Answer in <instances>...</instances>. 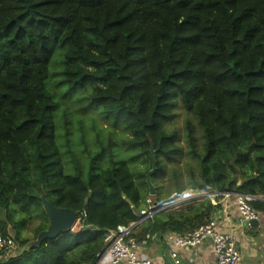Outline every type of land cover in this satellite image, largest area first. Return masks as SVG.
I'll return each instance as SVG.
<instances>
[{
    "label": "trees",
    "instance_id": "1",
    "mask_svg": "<svg viewBox=\"0 0 264 264\" xmlns=\"http://www.w3.org/2000/svg\"><path fill=\"white\" fill-rule=\"evenodd\" d=\"M77 94L81 112L98 110L128 137L97 133L92 152L83 132L88 157L79 158L71 127L75 119L83 130L84 120L68 104ZM179 108L200 131L186 121L199 167L189 189L211 197L176 208L184 190L175 188L157 206L173 210L133 226L129 238L207 224L220 209L215 192L264 198V0H0V237L22 249L0 264H96L106 236L144 211L151 149L152 182L181 156V137L167 128ZM43 194L74 210L79 228L28 248L21 232L49 226ZM250 205L264 211L262 200Z\"/></svg>",
    "mask_w": 264,
    "mask_h": 264
},
{
    "label": "rangeland",
    "instance_id": "2",
    "mask_svg": "<svg viewBox=\"0 0 264 264\" xmlns=\"http://www.w3.org/2000/svg\"><path fill=\"white\" fill-rule=\"evenodd\" d=\"M68 104L70 106L71 111H75V114H79V116H81L84 120L83 130L81 128L77 129V122L75 119H74L72 127H71V132L73 135L71 146L74 147L75 152L79 158L86 159L88 157L87 153H82L83 145H82V143L81 144L79 143L80 136L83 132H84V135L86 137V140L89 143V149L92 152L97 150V147H96L97 146L96 145L97 133L100 134V137L103 141H107L108 134L110 132L114 133V137L119 143L122 140H124V138L128 137L127 133L122 130L121 126L120 127H114L111 122L104 121L102 116L98 114V110L90 108L85 113L81 112L80 107H84L86 105V101L84 100L83 95H80V94L75 95L72 99H70ZM92 106H95V105H92ZM97 107L101 109V107H99V106H97ZM177 111L178 112H177V116H176L175 121L173 123L169 124L167 128L169 131L176 130L178 132V134L181 137V144L180 145L183 148V152H182L181 156L178 158V160L173 162V163H167L166 161H164V166H165L164 176L156 177V179H153V184H154L155 188L156 187L159 188V191H157V188H156V196L150 195L148 187H146V191H147L146 193H145V189H143V191L145 193V198H146L145 203L142 205V209H144V212H150V211L156 210L159 203H161L165 200H169V199L173 198L174 196H176V194H177L176 189L177 188H182L184 190L182 193L189 192L188 194H190L191 191H193L192 194L199 193L198 191L194 192V190L189 189V188H191V185H190L191 174H193V173L197 174L199 167H198V161L196 159H194L189 154L188 147H187V144L185 142V134H186L185 124H186L187 120H192L198 129V133H200L199 127L196 124L193 116L191 114H188L187 111H185L184 109H181V108H179ZM56 121L58 122V117H57ZM62 133H63L62 130H58V141L62 140ZM70 139H71V137H70ZM79 144H80L81 148L79 147ZM62 151L65 152L64 149ZM121 152L123 153L122 148L120 149L119 153L122 154ZM123 158H125V156H123ZM123 158H122V156H119L120 161L124 160ZM126 160H128V157H126ZM132 164L131 165L133 166L136 173H140L141 171H144V169H145V165L141 162L140 159H137ZM150 170H151V168H150ZM150 170H148V171H150ZM145 180H146V177H145ZM158 193H160V195H161V196H159V197H161L160 202H157V199H158L157 194ZM183 195L181 196L182 198H183ZM182 198H180V199H182ZM199 201H202V200L199 198L193 197V199H190L188 202H185V203L179 205V207L186 205L187 203H190V202L195 203V202H199ZM210 201H213V200H210ZM179 207H177V208H179ZM158 210H163V209L159 208ZM38 225H39L38 222L30 223L21 232L22 239L26 240L28 242V245H27L28 248L32 247V244H34L37 241V237L39 234L36 233V230H37ZM78 228H79V226H77L74 229H78ZM14 246H15L14 250H19L20 252L22 251L21 247L18 244L14 243Z\"/></svg>",
    "mask_w": 264,
    "mask_h": 264
},
{
    "label": "built area",
    "instance_id": "3",
    "mask_svg": "<svg viewBox=\"0 0 264 264\" xmlns=\"http://www.w3.org/2000/svg\"><path fill=\"white\" fill-rule=\"evenodd\" d=\"M196 191L200 190H194V192ZM188 193L189 192H185L180 195L187 194L185 198L197 197L192 194L193 191H191L190 194ZM215 193L216 196L213 200H215L218 195H222V197L229 196L236 199V205L243 222L249 224L251 221L258 220V212L251 207L250 202L254 199L264 201L263 199L238 192ZM153 211H142L141 213L143 216L140 217L137 223L131 225L129 228L120 227L117 233L110 232L105 238L106 248L96 264H101L107 257L110 258L111 264H154L151 259L141 258L140 256L141 250L150 240V236H146L143 240L129 238L133 226L142 223L148 215L150 216L149 218L153 217ZM205 241L212 243L217 257V264H241V254L239 252L237 240L233 235H226L220 232L217 218L212 219L207 224L185 235H176L173 239V247L175 250L182 248L195 250ZM14 249L15 246L11 241L0 237V257H9ZM172 256L176 258L177 253L173 252Z\"/></svg>",
    "mask_w": 264,
    "mask_h": 264
},
{
    "label": "crops",
    "instance_id": "4",
    "mask_svg": "<svg viewBox=\"0 0 264 264\" xmlns=\"http://www.w3.org/2000/svg\"><path fill=\"white\" fill-rule=\"evenodd\" d=\"M194 196H197L194 198L202 199L211 197V194L196 193ZM179 199L174 201L177 202L174 207L189 201L185 195ZM211 203L220 206L214 215L218 220L220 232L233 235L237 240L241 264H264V211L258 212L257 223L251 225L243 222L235 198L223 196ZM175 236V234H166L164 239L151 238L141 250V258L151 259L154 264H217V257L211 242L205 241L195 250L189 248L175 250L173 247ZM173 252L177 253L176 258L172 256ZM101 264H111V260L107 257Z\"/></svg>",
    "mask_w": 264,
    "mask_h": 264
},
{
    "label": "water",
    "instance_id": "5",
    "mask_svg": "<svg viewBox=\"0 0 264 264\" xmlns=\"http://www.w3.org/2000/svg\"><path fill=\"white\" fill-rule=\"evenodd\" d=\"M151 158H152V166L151 170L146 173V185L149 189V193L151 196H156V188L152 182V177L156 173L157 170V164L155 159V153L154 149H151ZM40 201L42 203L44 212L49 220V226L46 230L39 233L37 237V241L32 244V247L39 246L43 241L45 240H53L56 239L60 234L74 230L75 226L78 223V216L77 213L74 210L71 209H63V208H57L55 207L46 197L45 194L42 195L40 198ZM88 202V199H86V203ZM130 205L132 203L128 201ZM165 210H154L153 215L163 212ZM85 212L87 213V207H85ZM139 217H142V213H138ZM149 215L146 216V218L143 220L146 221L149 219ZM257 221H251L250 224L254 225Z\"/></svg>",
    "mask_w": 264,
    "mask_h": 264
},
{
    "label": "clouds",
    "instance_id": "6",
    "mask_svg": "<svg viewBox=\"0 0 264 264\" xmlns=\"http://www.w3.org/2000/svg\"><path fill=\"white\" fill-rule=\"evenodd\" d=\"M179 207V206H178ZM177 208V207H176ZM169 210V209H168ZM168 210H165V211H168Z\"/></svg>",
    "mask_w": 264,
    "mask_h": 264
},
{
    "label": "bare ground",
    "instance_id": "7",
    "mask_svg": "<svg viewBox=\"0 0 264 264\" xmlns=\"http://www.w3.org/2000/svg\"><path fill=\"white\" fill-rule=\"evenodd\" d=\"M177 196V195H176Z\"/></svg>",
    "mask_w": 264,
    "mask_h": 264
}]
</instances>
